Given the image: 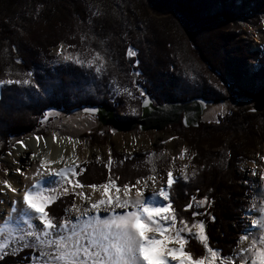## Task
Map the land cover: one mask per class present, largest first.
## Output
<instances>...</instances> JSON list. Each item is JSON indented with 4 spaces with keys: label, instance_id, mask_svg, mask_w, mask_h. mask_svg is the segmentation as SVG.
Wrapping results in <instances>:
<instances>
[{
    "label": "trees",
    "instance_id": "1",
    "mask_svg": "<svg viewBox=\"0 0 264 264\" xmlns=\"http://www.w3.org/2000/svg\"><path fill=\"white\" fill-rule=\"evenodd\" d=\"M258 13H264V0H0V79H29L41 86L39 91L23 85L0 88V156L7 152L12 139L39 126L45 108L74 111L88 107L85 92L89 90L95 92L90 103L100 104L103 97L102 105L114 110L105 88L81 76L84 70L77 66L44 67L32 72L41 55L59 43L75 45L82 51L106 47L112 61L105 82L111 80L110 86L137 93L140 86L155 104L193 97L226 101L264 88V48L250 51L229 27L230 23L237 27L238 20H253ZM81 35L90 39L82 42ZM129 46L138 52L132 59L140 61L136 69L140 76L129 74L132 59L124 55ZM17 59L22 63L17 64ZM247 60L259 64L251 78L244 70ZM140 98L133 104L136 116L121 122L137 119ZM217 121L199 122L196 127H184L181 122L172 125L188 151L196 153L190 161L196 175L187 183H176L171 199L177 214L189 221L190 211L183 212V206L191 196L207 195L214 200L209 211L216 221H207V216L197 219L206 221L210 244L227 256L245 222L248 190L239 184L233 169L245 145L221 147L220 139L230 135L231 141L248 140L247 146H252L257 123H264V111L233 109ZM112 156L117 161L122 159L114 152ZM136 163L135 157L125 159L114 175L121 181H132L140 173ZM78 167L85 169L77 177L83 184L104 182L108 172L95 161ZM209 188L213 189L210 193ZM70 201V195L61 196L51 206L52 213L59 218ZM188 250L197 258L206 253L193 238ZM5 264L17 262L8 258Z\"/></svg>",
    "mask_w": 264,
    "mask_h": 264
},
{
    "label": "snow or ice",
    "instance_id": "2",
    "mask_svg": "<svg viewBox=\"0 0 264 264\" xmlns=\"http://www.w3.org/2000/svg\"><path fill=\"white\" fill-rule=\"evenodd\" d=\"M88 39V36H80L82 42ZM67 47L74 48L75 45ZM64 49L65 45H57L56 63L64 66L72 64L84 70L81 76L90 77L105 88L109 100L117 98L115 102H118L121 95H132L126 88L111 87V80L105 82L107 69L112 61L106 47L103 50L86 49L87 59H82L79 53L73 55ZM12 51H16L14 46ZM124 55L132 59L138 52L129 46ZM15 62L22 63L20 59ZM139 63L138 59H132L133 71L130 75H141L136 71ZM28 75L32 76L33 73L29 72ZM12 85H23L37 91L41 88L34 80L0 79V87ZM137 91L142 100L141 107H150L151 97L140 86ZM85 96L89 106L84 110L96 113L104 102L103 97L100 104H92L90 101L95 98V92L89 90L85 92ZM52 110L45 108L42 122ZM131 112L135 114L136 109L132 108ZM183 122L187 125V118ZM53 140L55 141V134ZM15 144L26 147L22 140H16ZM187 151L185 147L180 148V159L185 158ZM31 156L35 157L36 153L33 152ZM195 156L196 153L192 152L187 159L191 161ZM130 158L131 154L126 157ZM259 159L264 161V156ZM59 163V160L46 162L41 157L31 175L16 168V173L25 181L23 185L16 186L11 178L0 182V264H5L8 258L17 264H206L204 256L197 258L188 250L190 238H194L206 252H210L217 264H234L237 259L239 264H264V225L258 226L257 219H252L251 224L259 227V234L245 232L239 235L238 250L234 248V255L225 256L222 249L210 244L206 221L197 219L207 216V221H216V216L209 211L214 203L213 199L207 195L200 198L191 196L183 206V212L190 211L191 221L177 214L171 199L172 188L179 181L187 183L190 177L195 178L196 175L195 169L191 173L185 172L187 165L181 167L178 176L169 168L166 179L161 178L158 187L155 175L138 178L134 184H118L120 178H113L111 175L110 154L108 163L103 165L108 171V178L100 184L81 183L77 177L85 169L75 163L59 168L51 166ZM5 175L8 176L7 169ZM251 175L256 176V171L253 170ZM258 180L260 192L256 194L261 196L258 215L264 217V167L259 171ZM245 183L248 184L249 181ZM85 188L91 189L87 195ZM196 191L199 192V189ZM212 191V188L208 189L209 193ZM69 195L73 197V202L57 218L52 213L51 206L61 196ZM4 197H8L7 202ZM77 197L79 203L76 202ZM157 200L159 202H153ZM244 243H247V247H244Z\"/></svg>",
    "mask_w": 264,
    "mask_h": 264
},
{
    "label": "rangeland",
    "instance_id": "3",
    "mask_svg": "<svg viewBox=\"0 0 264 264\" xmlns=\"http://www.w3.org/2000/svg\"><path fill=\"white\" fill-rule=\"evenodd\" d=\"M236 3H238V1ZM253 18V20H248L247 22L238 20L236 24L237 27L233 26V24L230 23L229 27L237 35L238 39H241L245 44L248 45L250 51H262L264 48V23H262V21H264V13H258ZM59 44L65 45L64 51L66 52H70L73 55L79 53L82 59L88 58V52L85 50L82 51L77 49L76 47L68 48L67 45L69 44L65 43ZM56 47L57 45L50 48L46 54L41 55L40 62L38 63V65H36V68L33 69L32 72L41 70L44 67L53 69L62 65L56 63ZM258 67V62L247 60L244 65L246 77L251 78ZM111 87L119 88L116 86ZM120 89L125 88L120 87ZM126 89L128 90V92L132 93L131 96L123 94L118 98V102H115L117 98L109 100L113 103L115 116L122 121H130L136 116V112L135 114H132L131 109L135 108V106L133 105L135 99L140 97L139 92H134L133 90H131V88ZM252 106L253 101L245 95L244 97L226 101L213 102L211 105L205 108L202 115L199 117L198 123L216 122L218 118L222 117L233 109H253ZM172 125H168L157 131H139L137 129H133L131 131L122 132L116 130L113 127L102 125L97 120L96 116L83 113L81 109L74 111L53 109L51 112H49L48 118L44 119L43 122L41 116L39 126H37L31 133L23 135L19 138L12 139L7 151L15 143L16 140L26 137L29 134H40L43 136L49 134L53 136L55 134V137L66 136L77 140V142L79 143V157H77L75 162L77 166L83 164L84 162L91 161H95L99 165L103 166L105 163H108L110 154L112 159L110 167L111 175L113 178L116 177V175H114V171L118 169L123 164V161L126 159V157L131 154V157H135L136 161H138V163H136L138 164L136 169L140 173L139 175L137 174L138 176L132 179V181H128V183L130 184H134L138 178L147 177L150 175H155L157 177L158 175L162 174L163 178L166 179V173L169 168L172 169L174 175L178 176L181 167L184 165H187V168L185 169L186 173H191L194 169L196 172V168L194 167V165L191 164V162L187 159V156L191 155V152L187 151L185 154V158L180 159L179 150L181 147L187 148V143L173 132ZM260 125L262 126L259 128ZM257 126L258 127H256L254 133L256 134V139L253 140L252 146L248 147V140L245 139L244 142L242 139L238 141L234 140V142L236 141L234 143L233 141H231L232 139H229L230 135L223 136L220 139L221 147L223 145L229 144L233 146H237L240 144L241 146L245 145L243 151L241 152V156H237L234 160L233 167L235 171L234 175L239 178V184L246 187L248 190L247 204L243 209L245 222L242 223L238 237L245 232L254 235L259 234V227H253L251 224V220L254 218L257 219L258 226L264 225V217L258 215L259 200L257 194L254 191V185L259 184V169H261V167H264V161H261L259 159L260 156H264V123H257ZM249 137L250 136L248 134L246 139H248ZM161 141H163L164 143H161ZM112 152L122 155V159L119 161L114 160L112 158ZM148 153H151L152 155L148 156ZM2 157L3 156L1 155L0 182H2L6 178H9V173L11 172V167L2 162ZM97 157H99L100 159L97 160ZM250 164H253L255 168L250 169ZM5 169H7L8 172L7 177L5 175ZM252 170L256 171V176L251 175L250 172ZM103 177L105 182L108 178V172ZM191 179L193 178L190 177L189 180ZM245 181H249V183L246 184ZM141 182L143 183V180ZM117 183L122 185L123 183H125V181H123V179L122 181L121 179H119ZM52 187H55V185H52ZM84 191L87 195V193L91 192V189L85 188ZM55 194L59 195V193ZM70 202H73L72 196ZM76 202L79 203L78 197L76 198ZM68 206L63 207V210ZM238 237L237 243L235 247L232 248L230 254L234 255L233 249L235 248L236 250H238L240 246ZM244 247H247V243H244ZM204 257L206 258V264H217V260L211 256L210 252H206ZM237 263L238 262L236 260L234 264Z\"/></svg>",
    "mask_w": 264,
    "mask_h": 264
},
{
    "label": "water",
    "instance_id": "4",
    "mask_svg": "<svg viewBox=\"0 0 264 264\" xmlns=\"http://www.w3.org/2000/svg\"><path fill=\"white\" fill-rule=\"evenodd\" d=\"M244 95L253 101L254 111H264V88L255 92H245ZM213 103V100L202 97H193L185 101H167L155 104L151 100V106L144 109L140 105V113L133 122H121L113 109L100 105L96 113L87 112L84 107L83 113L94 115L104 126H110L118 131L126 132L133 129L139 131L161 130L162 128L181 122L184 127H196L199 117L205 108ZM142 104V102H141ZM187 118V125L183 122Z\"/></svg>",
    "mask_w": 264,
    "mask_h": 264
},
{
    "label": "bare ground",
    "instance_id": "5",
    "mask_svg": "<svg viewBox=\"0 0 264 264\" xmlns=\"http://www.w3.org/2000/svg\"><path fill=\"white\" fill-rule=\"evenodd\" d=\"M41 137L42 139H40ZM19 140H22L26 145V147L22 148L14 143L13 145H15V147H13L12 145L10 149L2 157V162L6 163L11 167L9 178L13 180V183L16 184V186H20L25 183L23 177H21L19 173H16L15 170L17 167H19L21 171L26 172L28 175H31V173L35 170V167L38 165L39 159L41 157L44 158L46 162L59 160L60 161L59 164L51 165L52 167H57V168L72 165L73 163L76 162L77 157H79L78 156L79 143L74 138H70L66 136H57L55 137V141H54L53 136L51 134L46 136L40 134H29L26 137H23ZM9 152H11V155H8ZM33 152L36 153L35 157L31 156ZM27 157H31V158H27ZM15 161H19V163H16ZM249 167L250 169L255 168L253 164H250ZM161 178H163L162 174L157 176L158 187ZM149 184H151V182H149ZM254 191L255 193L260 192V189L257 187V184L254 185ZM8 196L10 197L11 193H9ZM257 196H258V200L260 201L261 196L258 194ZM4 200L5 202H7L8 197H4ZM153 202L155 203L158 201H153ZM6 211L7 208H5V212ZM5 230H7V228H5ZM237 262H238L237 264H239L238 259Z\"/></svg>",
    "mask_w": 264,
    "mask_h": 264
}]
</instances>
